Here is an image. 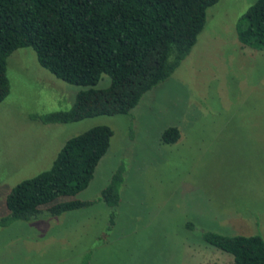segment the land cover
<instances>
[{
    "label": "rangeland",
    "instance_id": "1",
    "mask_svg": "<svg viewBox=\"0 0 264 264\" xmlns=\"http://www.w3.org/2000/svg\"><path fill=\"white\" fill-rule=\"evenodd\" d=\"M254 0H217L189 52L125 114L68 123L41 116L67 110L81 86L39 66L30 47L6 57L0 101V218L22 179L50 167L66 139L94 125L111 130L88 185L73 198L98 199L123 165L115 223L102 201L56 216L41 212L0 227V264H229L202 230L258 234L264 242V51L242 45L234 23ZM101 74L94 85L103 88ZM175 126L174 143L160 142ZM188 223L192 226H186Z\"/></svg>",
    "mask_w": 264,
    "mask_h": 264
},
{
    "label": "trees",
    "instance_id": "2",
    "mask_svg": "<svg viewBox=\"0 0 264 264\" xmlns=\"http://www.w3.org/2000/svg\"><path fill=\"white\" fill-rule=\"evenodd\" d=\"M216 1L0 0V101L8 93L6 57L17 48L30 47L39 66L82 87L67 110L45 113L42 121L68 123L125 114L189 52L204 25L205 9ZM234 30L242 45L264 51V0H254L236 19ZM101 74L109 77L108 85L96 88ZM110 136L108 126L94 125L66 139L48 169L11 188L0 227L35 218L43 206L56 216L97 200L111 209L105 227L110 229L120 201L122 164L111 172L98 199L73 198L88 185ZM178 137L177 127L167 126L159 139L171 144ZM200 238L231 255L229 264H264V242L258 234L202 230ZM89 257L85 252L80 264H87Z\"/></svg>",
    "mask_w": 264,
    "mask_h": 264
}]
</instances>
